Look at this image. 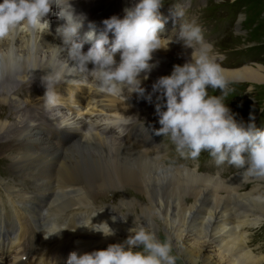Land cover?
<instances>
[{
	"label": "bare ground",
	"instance_id": "1",
	"mask_svg": "<svg viewBox=\"0 0 264 264\" xmlns=\"http://www.w3.org/2000/svg\"><path fill=\"white\" fill-rule=\"evenodd\" d=\"M82 3L73 0L76 12L83 8ZM122 3L132 6L134 0H122ZM54 36L55 33L42 37L41 47L46 49L50 43L60 44ZM90 47L84 45L83 50L86 52ZM157 52L176 60L185 58L186 62L192 57V50L174 43L169 44L168 50ZM45 56L41 50V68L46 67ZM115 59L119 62L117 55ZM50 71L49 68L35 71L30 86L11 79L0 81L2 157L12 161L15 169L21 166L50 169L49 176H39L46 177L41 180L52 185L53 190L14 191L15 186L6 184L8 189L0 192V264H21V255L33 254L32 250L40 252L35 259L42 264H47L49 251L55 252L54 263H58L73 248L87 241L97 240L95 243L99 247L105 243H123L130 234L129 229L134 227V220L137 227L143 225L155 233L164 232L187 264H264L259 247L248 245L250 230L264 226V196H259L264 190V178L244 177L242 171L226 180L199 175L194 169L165 163L159 152L150 156L131 143L125 147L118 145L116 139L106 135V128L94 118V113L116 120L120 114L125 117L131 114L137 104H144L146 109L155 107V99L150 104L135 94L124 101L95 92L98 101L94 105V101L79 97L78 102L85 104L80 110L73 106L75 101L67 98L65 106L70 111L72 127L61 129V132L71 137V141L61 143L57 139L55 142L45 133L40 136L42 124H34V118H40L45 112L36 110L43 105L39 89H45L40 77ZM223 74L227 81L261 83L263 80L255 69L229 75L223 71ZM149 81L142 80V85ZM6 107L9 112L5 111ZM4 114L9 120L2 119ZM54 117L60 129L59 118ZM6 135L9 137L5 138ZM21 138L23 145L7 153L3 145ZM245 186L250 188L241 192ZM132 191L137 196L133 197ZM35 195L45 200L36 203ZM100 196L102 200L98 199ZM104 207L92 222L107 221L115 230V236L104 238L100 233L78 228ZM28 216L36 221V230H30ZM120 216H128L127 222ZM52 227L66 229L45 239V233ZM56 237L63 238L59 249ZM23 239L27 248L20 254L16 247Z\"/></svg>",
	"mask_w": 264,
	"mask_h": 264
},
{
	"label": "clouds",
	"instance_id": "2",
	"mask_svg": "<svg viewBox=\"0 0 264 264\" xmlns=\"http://www.w3.org/2000/svg\"><path fill=\"white\" fill-rule=\"evenodd\" d=\"M164 3V0H134L131 7L123 10L122 19L116 15L104 19L100 30L94 22H89V30L81 38L80 30L87 17L76 13L73 0H2L0 81L11 79L30 86L35 71L51 69L40 77L45 88L40 99L45 110L59 118L60 129L72 127L70 115L61 111L64 108V99L58 92L61 84L85 85L98 94L124 101L135 94L150 104L153 96L159 94L155 113L160 127L150 126V129L169 140L180 158L195 161L207 152L217 167L228 164L242 170L244 177L264 178V130L256 127L251 115V123L238 122L226 106L228 81L215 60L213 46L204 41L203 29L195 19L181 23L175 39L160 36L167 23L160 13ZM54 8H59V12ZM57 15L65 21L55 30L54 39L60 44L50 43L44 49L40 44L42 37L53 35L49 17ZM174 16L183 18V10H174ZM109 33L114 36L111 43ZM171 43H182L192 49L191 61L183 66L174 65L171 74L159 77L151 93L146 94L142 80H147L157 67L150 63L153 54L168 50ZM85 44L91 45L86 53ZM41 50L46 53L44 68L39 66ZM117 53H120L119 62L115 59ZM209 89L219 90L221 94L210 95ZM129 119L120 114L118 119L106 123L122 131L121 125ZM150 129L143 124L144 131ZM104 209L78 228L100 233L104 238L115 236L107 221L92 222ZM127 217L120 219L127 222ZM112 221L116 222L115 216ZM65 229L52 227L44 238ZM129 233L123 243L110 244L105 250L83 254L73 251L66 264H176L170 238L161 241L149 227H137L135 220Z\"/></svg>",
	"mask_w": 264,
	"mask_h": 264
},
{
	"label": "rangeland",
	"instance_id": "3",
	"mask_svg": "<svg viewBox=\"0 0 264 264\" xmlns=\"http://www.w3.org/2000/svg\"><path fill=\"white\" fill-rule=\"evenodd\" d=\"M166 1L170 2L173 0ZM209 1L210 0H193V2H195L194 5L197 6V8L195 6H192L189 11L191 12V14L187 18V22L195 19L203 30H210L212 32L213 55L223 57L224 68L221 69L228 75L239 70L255 69L257 70L259 75L262 76L263 80L261 83L237 82L228 80V82L245 87L246 90L245 96L239 98V106L229 108L231 112L235 115L236 120L238 122L246 124L248 123V119H250L251 115L255 118L254 122L257 123V116L260 114V112H264V0H247L249 2H245L242 0L238 3L244 5L241 9H239L237 2L233 3L235 0H211L210 2ZM181 46H183L182 43ZM154 55L161 56L163 54L155 52ZM254 57H258L261 63L243 66L240 68L237 67L242 64L239 63L243 60L250 62L251 59ZM218 58H215L216 62L220 59ZM185 60L187 59H173V61L171 62V67L173 68L174 65L183 66V64H185L186 62ZM229 66H235L237 67V69H229ZM210 91L211 94L216 96H219L221 94L219 90L210 89ZM234 95L235 94L233 93V91L229 90L228 96L234 97ZM228 96L225 98V103L227 102ZM242 101H247V106L244 108L240 105ZM4 109L6 111V109L8 108L6 107ZM27 109L28 108H26V110ZM7 111L9 112V109ZM244 117L249 118L245 119ZM8 118L9 117L7 114H4L2 116L3 120H9ZM50 122L53 123L51 124ZM54 123L55 121L53 120H47L46 122H44L43 125L53 130ZM10 132L12 133V130ZM9 135H6L5 138H8ZM164 141V152L167 155H170L169 160L165 161V159H162L165 163L174 166H181L193 169V162L189 161L188 159H177L176 156L178 154L172 148L173 145L171 144V142L169 140ZM23 142V138H21V140L19 139V142L15 139H12L10 142L6 143L3 146L4 148H6V150L8 149V153L10 151L15 150V148L19 147L21 144L23 145ZM204 153L200 155V157L197 159L198 161H195V163L197 164V170L195 171V173L199 175L203 174L206 176V174L215 175L216 173H219V179L226 180L232 175L238 173L239 171H242L232 166H229L228 164H224L220 167H217L208 155V153ZM3 155L4 152L0 151V185H4L5 182H8L9 184L15 185L16 187L22 189L21 184H27L28 187H30L29 185L36 183L32 174L38 173V170L35 169L34 171H32L30 168L22 166L15 169L13 166V162L9 161V159L6 157H2ZM5 188L7 187H5L4 185L3 188H0V191H3ZM249 188L250 186H245L241 189V192H246ZM132 192L134 194L133 197L137 196V193L135 191ZM259 196H264V190H262ZM98 199L102 200L103 197L100 196V198L98 197ZM250 233V242L248 243V245L253 248L259 247V250L262 252L261 254L264 255V226L251 229ZM156 234L161 241H164L165 238H167L165 233L162 231H158ZM173 254L177 256L176 264H187L186 260L176 251L174 244Z\"/></svg>",
	"mask_w": 264,
	"mask_h": 264
}]
</instances>
